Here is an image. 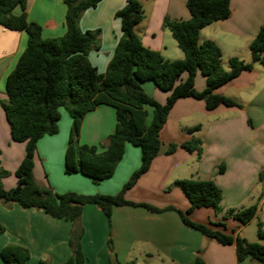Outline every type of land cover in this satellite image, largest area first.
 Listing matches in <instances>:
<instances>
[{
	"label": "crops",
	"instance_id": "1",
	"mask_svg": "<svg viewBox=\"0 0 264 264\" xmlns=\"http://www.w3.org/2000/svg\"><path fill=\"white\" fill-rule=\"evenodd\" d=\"M126 2L102 0L96 8L85 11L80 19L83 31H101V47L97 55L94 51L89 54L100 73L106 72L122 36L121 21L116 13ZM140 2L145 18L137 26V32L143 44L160 52L168 60L183 59V51L164 23L166 19L188 20L187 0ZM66 10L64 0H27L28 20L42 27L44 38L65 34ZM14 13H21L20 6L15 8ZM263 22L264 0H231V16L203 28L199 41L216 42L223 52V66L228 70L230 58L245 62L252 60L250 44ZM27 41L25 32L9 30L0 25V166L11 175L8 180H2L7 190L17 186L18 179L14 174L24 159L25 143L12 140L1 104L7 100V77L16 68ZM198 74L195 88L202 91L206 88V78L202 75L203 81ZM143 86L159 103L167 101L169 92L159 91L149 81L144 82ZM216 93L235 100L242 108L221 105L209 111L202 100H178L160 132L162 146L159 155L150 170L126 193V198L160 209L174 207L186 211L189 201L175 182L191 177L213 179L223 191L224 210L217 214L213 208H200L190 218L203 224L224 223L227 233L241 235L245 225L239 222L226 224L224 217L230 209L246 208L253 204L264 206V67L256 63L253 70L243 72L218 88ZM146 109L147 122L150 123L151 111L147 106ZM184 121H191L192 124L184 126ZM116 122L113 107H97L86 115L80 141L88 145L106 141L115 131ZM196 126H200V130L193 134L187 132ZM71 127L72 118L64 111L59 121V132L39 140L34 168L37 182L50 185L60 194L119 193L141 165L140 148L127 144L115 174L97 186L86 175L67 174L65 171ZM192 138L203 142L201 160H197L196 153L181 147L173 154L166 153L169 145H181ZM221 164L226 167L222 174L217 172ZM260 184L263 187L257 188ZM248 200L250 204H247ZM0 223L6 228L0 234V252L7 244L24 246L31 252L27 264H40L42 261L47 264H68L73 257L71 221L55 219L40 209H24L17 203H0ZM79 225L84 229L81 245L86 260L83 264H113L110 241L117 260L122 264H194L200 251L204 264H256L252 259L239 263L234 244L223 245L203 236L186 226L175 210L153 213L143 207L120 206L113 209L109 222L98 206L88 204L83 208ZM0 264H6L1 256Z\"/></svg>",
	"mask_w": 264,
	"mask_h": 264
},
{
	"label": "trees",
	"instance_id": "2",
	"mask_svg": "<svg viewBox=\"0 0 264 264\" xmlns=\"http://www.w3.org/2000/svg\"><path fill=\"white\" fill-rule=\"evenodd\" d=\"M101 1L64 0L67 8L65 34L44 38L42 27L28 20L27 0H0V25L9 30L25 32L28 36L27 47L16 68L7 77V100L1 104L12 140L25 143V156L15 172L18 179L15 188L5 189L2 177L8 172L0 167V203H17L24 209H40L55 219L71 221L73 229L70 245L73 257L68 264H83L86 260L81 245L84 229L79 222L83 208L88 204L98 206L109 222L113 209L120 206L143 207L153 213L175 210L186 226L199 231L203 236L223 245L234 244L239 263L252 259L264 264V222L258 223L260 242H249L235 232L227 233L224 223L203 224L190 218L200 208H213L217 214L224 210L223 191L213 179L191 177L175 182L189 201L186 211L174 207L160 209L126 198V193L150 170L159 155L162 146L160 132L178 100H202L209 111L221 105L242 108L235 100L219 95L216 91L243 72L253 70L256 63L264 67V22L250 44L252 60L245 62L230 58L227 70L223 66L220 46L212 40L200 43L199 37L203 28L231 16V0H187L190 13L188 20L166 19L164 26L184 53L183 59L174 61L143 44L137 32V26L145 18L143 6L140 0H127L125 6L116 13L121 21L122 36L106 72L100 73L91 62L89 54L93 49H100L101 31H83L80 19L85 11L96 8ZM18 6L21 13L16 15L14 10ZM199 72L206 78V88L202 91L195 88V78ZM185 73L188 77L182 80ZM146 81H153L159 90L169 92L164 104L145 91L142 85ZM101 105L115 109V131L100 146L82 144L80 136L83 121L89 112ZM146 106L153 108L150 123L147 122ZM63 110L72 118L65 159L67 174L81 173L99 183L115 174L127 144L140 148L141 165L119 193L60 194L50 185L37 182L34 168L38 142L45 136L59 132ZM200 128L196 126L188 129V132L193 134ZM179 147L196 153L197 159L201 160V139L192 138L181 145L171 144L166 153L173 154ZM225 170L223 164L217 168L220 174ZM257 213L258 205L253 204L246 208L230 209L226 216L233 217L241 225H247ZM5 230V226L0 223V234ZM109 245L112 263L122 264L117 260L111 241ZM201 253L194 264H204ZM0 256L6 264H27L31 252L24 246L11 243L1 249ZM40 264L47 263L42 261Z\"/></svg>",
	"mask_w": 264,
	"mask_h": 264
},
{
	"label": "rangeland",
	"instance_id": "3",
	"mask_svg": "<svg viewBox=\"0 0 264 264\" xmlns=\"http://www.w3.org/2000/svg\"><path fill=\"white\" fill-rule=\"evenodd\" d=\"M91 51H94V53L97 55V50L96 49H93V50H91ZM103 55H104V53H103ZM199 76H201L202 78H203V76H202V74L201 73H199L198 74ZM187 77V74L185 73V74H183V76H182V80H184L185 78ZM203 81H205V79L203 78ZM149 83H150V85H152L153 87H156L155 86V83L153 82V81H149ZM143 86V85H142ZM143 88L145 89V87L143 86ZM160 91V90H159ZM147 108L151 111V119H152V112H153V108L151 107V106H147ZM65 110H63L62 112H64ZM65 113H67L66 111H65ZM67 115H69L68 113H67ZM70 116V115H69ZM151 121V120H150ZM191 121H184L182 124H184V126L186 125V124H192V123H190ZM188 132V131H187ZM197 132V131H196ZM189 133V132H188ZM190 134V133H189ZM82 143V142H81ZM104 143V141L102 142H100V143H98L97 144V146H100V144H103ZM82 144H85V143H82ZM198 160V159H197ZM1 167V166H0ZM1 169H3L2 167H1ZM7 172H8V174H4L3 175V177H2V180L3 179H5V180H8L10 177H11V175H10V172L8 171V170H6ZM15 175V174H14ZM263 177H264V172H263V175H262ZM87 178L89 179V180H91L95 185H100V182L99 183H95L94 181H93V179L91 178V177H89V176H87ZM260 187H263L261 184L260 185H258V187L257 188H260ZM251 203V201H249L248 200V203L247 204H250ZM258 207H259V210H258V213H257V215H256V217L250 222V223H248L247 225H245V227H244V229H243V231H242V233H241V235L240 236H242V237H244V238H246L249 242H260V239H259V237H258V223L259 222H264V206H262V205H258ZM224 220H225V222H226V224H230V223H237L238 221L237 220H235L233 217H231V216H226V214H225V217H224ZM254 262L256 263V264H260L258 261H256V260H254Z\"/></svg>",
	"mask_w": 264,
	"mask_h": 264
}]
</instances>
